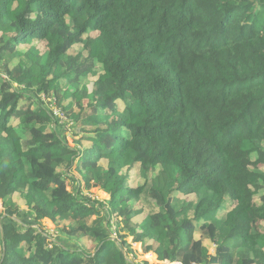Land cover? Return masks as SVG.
I'll list each match as a JSON object with an SVG mask.
<instances>
[{
    "label": "trees",
    "instance_id": "1",
    "mask_svg": "<svg viewBox=\"0 0 264 264\" xmlns=\"http://www.w3.org/2000/svg\"><path fill=\"white\" fill-rule=\"evenodd\" d=\"M0 31V264H136L121 221L151 264H264V0H0Z\"/></svg>",
    "mask_w": 264,
    "mask_h": 264
},
{
    "label": "rangeland",
    "instance_id": "2",
    "mask_svg": "<svg viewBox=\"0 0 264 264\" xmlns=\"http://www.w3.org/2000/svg\"><path fill=\"white\" fill-rule=\"evenodd\" d=\"M92 35H95L96 32H90ZM2 32L0 31V36H1ZM27 48V46H24V45H20V49L21 50H25ZM37 48L39 49V51L42 53L46 50V43L45 41H41L38 43L37 45ZM16 62V60H15ZM96 67H97V72L98 70L100 71V63H96ZM96 78V76H91L88 80L91 82V81H94V79ZM44 94L41 95V98ZM45 96V95H44ZM46 97V96H45ZM119 105H120V108L122 109L123 107V103L122 101H119L118 102ZM73 124L71 125V127L64 131L65 135H66V140L68 141V144L70 146H75V143L74 140L75 139H78L80 140V143H81V146L83 148H86V147H89L90 146V141H87V140H83L80 136H82V134H78V136L74 137L73 133H72V129H73ZM63 129H64V125H63ZM77 147L79 148L80 146L77 145ZM100 164H104V161L103 160H100ZM74 166H75V162L71 165L69 171L67 172V174H72L74 175L76 178H78L80 180V177L79 175L76 173V171L74 170ZM137 166L138 164H135V167L133 168V170H137ZM126 168H123L122 169V172H125ZM66 181H65V189L71 193L75 192L76 188L71 186V182H70V177L69 175H66ZM138 178H139V175L137 173H130V183L132 185H135L137 184L138 182ZM83 192L87 195H89L91 198H96V199H100V200H109L105 195H103L101 192H99V188L97 187H94V188H84ZM186 198L188 199H191L193 197V195L191 194H188V195H185ZM12 199H13V205H12V209L13 210H17V209H20L24 212L27 211V208L26 206L24 205L25 203V200L23 199V197L19 194V193H15L13 196H12ZM1 202V201H0ZM132 203L135 205V208L136 209H140V212L138 214H136V216L133 218V220L137 223L141 222L142 219L148 215L149 213L151 212H154L155 211V207L154 205H152L151 202H147V201H141L139 203L138 200H135V199H132ZM3 210V207L0 203V212H2ZM91 219H95V216L91 217ZM41 226L44 228V230H46L47 232H49V234H51L52 236H56V234L59 233V228L55 227L54 224L49 220V219H43L41 221ZM114 229H116L118 231V238L122 241L125 242V244H128L131 248H132V253H131V257H132V262L133 263H136V264H140L142 261H145L146 264H151V261H150V257L147 255V253H143L142 252V249H141V245L139 243H134L132 242V238L128 235V232L123 228V222H119L118 224H116L114 226ZM200 235L198 232H195L193 233V238L194 239H199ZM202 238V237H200ZM202 241V244L207 247L209 253H213L214 251V245L206 238H202L201 239ZM85 244L86 246L88 247L89 250H92L93 249V246L90 244V243H87L85 241ZM156 256V255H155ZM156 259L158 260V258L156 257ZM175 263V262H174Z\"/></svg>",
    "mask_w": 264,
    "mask_h": 264
},
{
    "label": "built area",
    "instance_id": "3",
    "mask_svg": "<svg viewBox=\"0 0 264 264\" xmlns=\"http://www.w3.org/2000/svg\"><path fill=\"white\" fill-rule=\"evenodd\" d=\"M42 100L47 103L49 109L51 110L53 116H55L58 120H60V124L67 123V130L69 129V125L71 122L66 119L65 115L62 113L61 109L55 104L54 98H46L44 95L42 96Z\"/></svg>",
    "mask_w": 264,
    "mask_h": 264
},
{
    "label": "clouds",
    "instance_id": "4",
    "mask_svg": "<svg viewBox=\"0 0 264 264\" xmlns=\"http://www.w3.org/2000/svg\"><path fill=\"white\" fill-rule=\"evenodd\" d=\"M70 122H71V125L73 124V121L71 120V119H68ZM71 125H69L68 127L70 128L71 127ZM64 126H65V131L67 130V123L65 122L64 123ZM68 142V141H67ZM167 260V259H166ZM168 261H170V260H168ZM170 262H172V261H170ZM176 262V261H175ZM181 263V262H180ZM182 264V263H181Z\"/></svg>",
    "mask_w": 264,
    "mask_h": 264
},
{
    "label": "water",
    "instance_id": "5",
    "mask_svg": "<svg viewBox=\"0 0 264 264\" xmlns=\"http://www.w3.org/2000/svg\"><path fill=\"white\" fill-rule=\"evenodd\" d=\"M172 263H174V262H172ZM177 263L181 264L180 262H177ZM192 264H196V263H192Z\"/></svg>",
    "mask_w": 264,
    "mask_h": 264
},
{
    "label": "crops",
    "instance_id": "6",
    "mask_svg": "<svg viewBox=\"0 0 264 264\" xmlns=\"http://www.w3.org/2000/svg\"><path fill=\"white\" fill-rule=\"evenodd\" d=\"M1 203V202H0Z\"/></svg>",
    "mask_w": 264,
    "mask_h": 264
}]
</instances>
